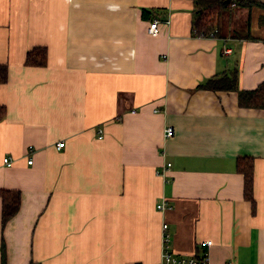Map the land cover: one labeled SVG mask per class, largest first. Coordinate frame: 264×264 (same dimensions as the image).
Returning a JSON list of instances; mask_svg holds the SVG:
<instances>
[{
    "label": "crops",
    "instance_id": "crops-1",
    "mask_svg": "<svg viewBox=\"0 0 264 264\" xmlns=\"http://www.w3.org/2000/svg\"><path fill=\"white\" fill-rule=\"evenodd\" d=\"M252 1L210 38L193 0H0V192L20 203L2 225L0 196V264H159L162 223L174 256L264 264V108L237 105L264 81ZM223 76L236 90L198 88Z\"/></svg>",
    "mask_w": 264,
    "mask_h": 264
},
{
    "label": "trees",
    "instance_id": "trees-1",
    "mask_svg": "<svg viewBox=\"0 0 264 264\" xmlns=\"http://www.w3.org/2000/svg\"><path fill=\"white\" fill-rule=\"evenodd\" d=\"M196 11L193 14V21L191 27V34L194 37H209L212 33L213 36L217 35V23L219 20L220 12L230 7L234 2L238 6L252 7L257 2L252 0H193ZM235 4V3H234ZM146 10H142V16L146 14ZM47 62L46 49L44 47H34L26 53L25 64L27 66H44ZM8 70L6 66L0 65V84L6 82ZM236 81L234 76L230 77H214L200 84L198 88L207 89H221V90H236ZM237 105L240 107L248 108H264V81L259 83L255 89L243 90L237 92ZM237 170L243 175L244 192L246 199L248 198L253 203L252 193V160L248 157L239 159L237 163ZM2 199V225H4L11 216H13L19 208V194L16 192H0ZM3 264L4 261L2 260Z\"/></svg>",
    "mask_w": 264,
    "mask_h": 264
},
{
    "label": "built area",
    "instance_id": "built-area-1",
    "mask_svg": "<svg viewBox=\"0 0 264 264\" xmlns=\"http://www.w3.org/2000/svg\"><path fill=\"white\" fill-rule=\"evenodd\" d=\"M168 20L165 21H159L157 19H153L152 22L149 24L147 32L149 34H156L159 30V26L160 24H167ZM213 34H210V38H212ZM173 127L172 126H168L165 131H164V137L165 138H170L173 135ZM101 135L98 136V138H100ZM65 145V142H58L56 144V149H61L63 148ZM12 159H10L9 157H4L3 158V164L5 166H10L12 165ZM33 162L31 157H28L27 159V164L31 165ZM167 166H169V164H167ZM157 209H163L164 204L163 203H159L157 206ZM162 228V234H161V242H163L162 245V252H161V260L159 264H207V258L205 256L202 257H190V258H185V257H177L174 256L168 249V242H167V234H165V229L166 227V223H162L161 225ZM206 245L211 244V241L206 240L204 242ZM132 264H139V263H132Z\"/></svg>",
    "mask_w": 264,
    "mask_h": 264
}]
</instances>
